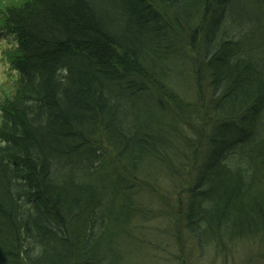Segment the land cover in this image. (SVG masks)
Listing matches in <instances>:
<instances>
[{
  "label": "trees",
  "instance_id": "1",
  "mask_svg": "<svg viewBox=\"0 0 264 264\" xmlns=\"http://www.w3.org/2000/svg\"><path fill=\"white\" fill-rule=\"evenodd\" d=\"M0 28V264H264V0H1Z\"/></svg>",
  "mask_w": 264,
  "mask_h": 264
},
{
  "label": "rangeland",
  "instance_id": "2",
  "mask_svg": "<svg viewBox=\"0 0 264 264\" xmlns=\"http://www.w3.org/2000/svg\"><path fill=\"white\" fill-rule=\"evenodd\" d=\"M3 1L7 2L8 0H3ZM0 4H1V0H0ZM251 27L254 28V30L250 31L248 34L246 33V30H244V34L246 35V37H250L254 34L260 36V31L257 23H252ZM10 39L11 36L6 35L4 33V30L0 28V91L2 85L9 79L8 71L10 68V64H9L10 61L7 57V50L10 49L11 46V42L9 41ZM195 60L197 59L194 58V61Z\"/></svg>",
  "mask_w": 264,
  "mask_h": 264
}]
</instances>
